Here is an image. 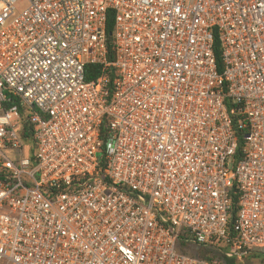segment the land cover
<instances>
[{
    "label": "built area",
    "instance_id": "2783aa9c",
    "mask_svg": "<svg viewBox=\"0 0 264 264\" xmlns=\"http://www.w3.org/2000/svg\"><path fill=\"white\" fill-rule=\"evenodd\" d=\"M179 240L264 249V0H0V264H215Z\"/></svg>",
    "mask_w": 264,
    "mask_h": 264
},
{
    "label": "trees",
    "instance_id": "16d2710c",
    "mask_svg": "<svg viewBox=\"0 0 264 264\" xmlns=\"http://www.w3.org/2000/svg\"><path fill=\"white\" fill-rule=\"evenodd\" d=\"M107 32H108L109 40L112 41V39L114 37V34H113L114 33V21L112 18L108 22ZM215 52H216V55L218 58V62L221 65L218 40L215 42ZM113 58H114V51L112 49H110L109 59L113 60ZM104 72L109 74L111 79H113V77H114V68L113 67H109L107 70L104 71L102 66L96 65V64L90 65L87 67L86 75H87L88 80H94V79L98 78L100 75H102ZM9 96H10V98H9L10 101L6 104V107H10V106H13L15 104L19 105V99L18 98L13 97L11 94H9ZM21 114H22V118H21L22 137L29 147L28 151H33V149H34V138H33L34 127H33L32 123L29 119V116H30L29 113H26L22 107H21ZM105 129L106 128L103 127L102 132H104ZM237 135L240 136V132H237ZM231 194L234 197L235 203L237 204V197L234 194V190H232ZM237 208H238L237 205H235L234 210L232 212L233 216H232L231 222H230L231 225L234 223ZM194 246L201 247L202 253L197 255V254L189 252L188 249H190V247H194ZM178 248L182 252L189 253V254H192L194 256H198L201 258H205L207 260L214 262L215 264H244V263H263L264 262V249H253V251L249 255H247L246 257H244L243 260H241V259H238L236 257H232V258L224 257V256H222V254L219 251H217L214 248L206 247L203 245H198L196 243H186L185 241H182V240H179Z\"/></svg>",
    "mask_w": 264,
    "mask_h": 264
},
{
    "label": "rangeland",
    "instance_id": "374dc122",
    "mask_svg": "<svg viewBox=\"0 0 264 264\" xmlns=\"http://www.w3.org/2000/svg\"><path fill=\"white\" fill-rule=\"evenodd\" d=\"M188 250H189V252L197 254V255L202 253L201 247H198V246L190 247V249H188ZM247 264H253V263H247Z\"/></svg>",
    "mask_w": 264,
    "mask_h": 264
}]
</instances>
